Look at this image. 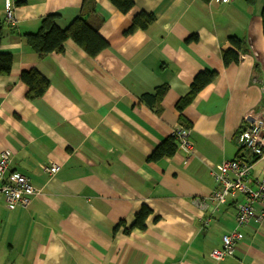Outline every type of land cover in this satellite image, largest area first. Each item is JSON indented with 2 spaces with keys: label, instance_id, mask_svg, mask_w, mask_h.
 I'll return each mask as SVG.
<instances>
[{
  "label": "crops",
  "instance_id": "0c3cea01",
  "mask_svg": "<svg viewBox=\"0 0 264 264\" xmlns=\"http://www.w3.org/2000/svg\"><path fill=\"white\" fill-rule=\"evenodd\" d=\"M12 1L15 26L0 0V53L13 58L0 76V152L11 155L9 172L41 192L11 210L0 193V264H264V216L241 228L230 256L209 255L231 231L242 193L212 214L193 201L217 187L213 173L223 160L250 161L251 187L264 174V159L235 138L247 112L264 115V0H133L127 13L110 0ZM137 12L154 19L127 33ZM53 13L59 27L81 15L108 46L89 56L68 39L62 51L38 58L23 36ZM231 36L242 46L225 64ZM33 69L49 83L39 97L20 80ZM204 71L215 79L177 110ZM160 87L156 103L140 100ZM180 126L189 128L191 151L176 147L150 160ZM51 163L59 169L48 175L43 166ZM143 205L151 210L145 228L125 231Z\"/></svg>",
  "mask_w": 264,
  "mask_h": 264
},
{
  "label": "built area",
  "instance_id": "2783aa9c",
  "mask_svg": "<svg viewBox=\"0 0 264 264\" xmlns=\"http://www.w3.org/2000/svg\"><path fill=\"white\" fill-rule=\"evenodd\" d=\"M220 4H231L234 0H211ZM4 20L10 26H15L17 19L14 14L12 0H4ZM178 150L185 153L191 151L189 128L180 126L171 133ZM236 140L255 159H264V115L247 112L243 117L241 128L236 134ZM9 151L0 152V193L3 195L4 204L11 210L16 207L27 208L31 198L40 194L41 189L32 185L29 179L16 171H8L10 162ZM59 165L51 163L43 166L48 175L58 171ZM251 169V163L241 158L223 160L218 171L213 173L217 187L209 194L194 198V204L206 213H213L226 201L230 194L242 193L245 199L237 205L235 223L232 230L221 236V246L213 248L209 255L215 261H221L230 256L236 246L242 240L240 229L251 219L260 220L264 216V210L256 214L255 206L264 205V174L257 180L256 186L251 187L247 178ZM209 217V216H208ZM207 218L203 221L206 225Z\"/></svg>",
  "mask_w": 264,
  "mask_h": 264
},
{
  "label": "trees",
  "instance_id": "16d2710c",
  "mask_svg": "<svg viewBox=\"0 0 264 264\" xmlns=\"http://www.w3.org/2000/svg\"><path fill=\"white\" fill-rule=\"evenodd\" d=\"M201 1L209 2L211 0ZM247 1L250 3L252 2V0ZM110 2L114 8L121 13H127L134 6L133 0H110ZM58 16L59 15L56 13L45 16L42 18L40 27L35 33H27L23 36L24 43L37 54L38 58H44L51 53L62 51L63 45L68 39L72 40L77 46L82 48L89 56H95L98 52L108 46L107 41L99 35L97 28L90 25L81 15H77L64 27H59L56 24V18ZM260 16L262 34L264 36V5ZM153 19V15L137 12L133 15L131 25L126 32H132L136 29H144L153 21ZM229 43L231 46L222 52V58L225 64L236 62L238 60L239 50L242 46L241 40L233 36L229 37ZM12 61L13 58L11 54L0 53V76L9 74ZM216 74L215 71L198 73L191 82L189 93L178 100L176 105L177 110L180 111L181 108L187 104L203 86L213 81ZM20 80L27 86L29 93L33 97L41 96L49 84L48 80L34 69L21 72ZM164 90L165 87H160L156 89L155 94L144 93L141 95L140 100L146 104H154L159 100ZM240 128L241 126H239L237 133ZM175 150L176 145L174 138L170 135L168 139L164 140L152 151L149 159L155 161L164 156H171ZM236 158L244 159L243 157ZM150 213L151 210L147 206H141L134 215L133 223L129 228L125 229V231L131 229L143 230L145 228V219Z\"/></svg>",
  "mask_w": 264,
  "mask_h": 264
},
{
  "label": "bare ground",
  "instance_id": "6f19581e",
  "mask_svg": "<svg viewBox=\"0 0 264 264\" xmlns=\"http://www.w3.org/2000/svg\"><path fill=\"white\" fill-rule=\"evenodd\" d=\"M246 151H247V150H246ZM247 152H248V151H247ZM248 154H249V153H248ZM249 155H250V154H249ZM250 156H251V155H250ZM251 157H252V156H251ZM252 158L255 159L254 157H252ZM234 159H235V158H234ZM231 160H232V159H231ZM255 160H261V159H255ZM262 160H263V159H262ZM248 162H250V161H248ZM250 163H251V162H250ZM262 176H263V175H262ZM258 180H259V179H258ZM244 199H245V197L243 198V200H244ZM240 202H242V201H240ZM240 202H239V203H240ZM239 203H238V204H239ZM238 204H237V205H238ZM256 206H257V205H256ZM256 206H255V210H256ZM5 207H6V206H5ZM236 208H237V207H236ZM235 213H236V212H235ZM211 214H212V213H211ZM234 219H235V217H234ZM248 222H249V221H248ZM234 223H235V221H234ZM246 224H247V223H246ZM246 224H245V225H246ZM245 225H244V226H245ZM233 226H234V225H233ZM232 228H233V227H232ZM231 230H232V229H231ZM240 231H241V229H240ZM228 233H229V232H228ZM226 234H227V233H226ZM241 234H242V233H241ZM241 242H242V240H241ZM241 242H240V243H241ZM232 253H233V252H232ZM227 257H228V256H227ZM225 258H226V257H225ZM222 260H223V259H222Z\"/></svg>",
  "mask_w": 264,
  "mask_h": 264
}]
</instances>
